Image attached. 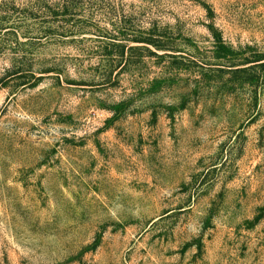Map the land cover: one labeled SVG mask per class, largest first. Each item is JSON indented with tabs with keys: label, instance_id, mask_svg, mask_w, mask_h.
Here are the masks:
<instances>
[{
	"label": "rangeland",
	"instance_id": "374dc122",
	"mask_svg": "<svg viewBox=\"0 0 264 264\" xmlns=\"http://www.w3.org/2000/svg\"><path fill=\"white\" fill-rule=\"evenodd\" d=\"M0 264H264V0H0Z\"/></svg>",
	"mask_w": 264,
	"mask_h": 264
}]
</instances>
